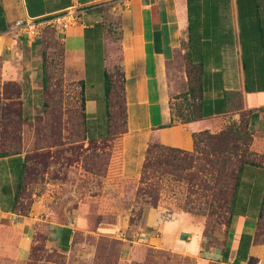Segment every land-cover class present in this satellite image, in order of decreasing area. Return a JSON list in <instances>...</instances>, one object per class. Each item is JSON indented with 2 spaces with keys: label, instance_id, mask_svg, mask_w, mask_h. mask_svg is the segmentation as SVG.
Here are the masks:
<instances>
[{
  "label": "rangeland",
  "instance_id": "rangeland-1",
  "mask_svg": "<svg viewBox=\"0 0 264 264\" xmlns=\"http://www.w3.org/2000/svg\"><path fill=\"white\" fill-rule=\"evenodd\" d=\"M65 29L57 21L44 24L35 48L25 35L0 38V152L25 158L24 188L13 215L0 217V264H230L188 255L178 242L186 234L170 233L165 223L175 213H188L202 227V246L222 249L232 172L244 160L264 165V150L251 149L252 133L251 142L232 141L238 146L235 155L221 154L217 141L198 136L192 161L151 148L144 177H122L120 92L112 139L89 142L79 84L65 65ZM177 82L173 112L184 122L197 112L187 83ZM245 120V115L229 118L219 132L209 134L240 131ZM244 175L247 198L241 197L239 213L254 178ZM63 227L72 230L67 251L59 245ZM26 235L29 243L24 245ZM255 242L264 244V213Z\"/></svg>",
  "mask_w": 264,
  "mask_h": 264
},
{
  "label": "crops",
  "instance_id": "crops-1",
  "mask_svg": "<svg viewBox=\"0 0 264 264\" xmlns=\"http://www.w3.org/2000/svg\"><path fill=\"white\" fill-rule=\"evenodd\" d=\"M75 8L84 12L66 27L62 41L66 68L74 71L84 101L88 139L100 142L106 137L105 74L122 75L126 110L122 177H140L149 143L192 151L195 134L217 133L222 121L239 119L241 113L249 115L251 149L263 152L264 51L255 0H244L243 5L241 0H0V38L22 35L15 22L61 17ZM185 54L203 72L198 100L203 117L191 122L180 121L173 112V95L180 89L177 81L181 86L187 83ZM23 162L22 154L0 158V217L13 215ZM244 173L254 178L239 213L241 197L247 198L242 194ZM263 195L264 167L246 165L222 249L202 246V227L188 213H175L165 224L170 233L186 234L178 242L188 255L230 264H264V244H256L254 237ZM22 241L28 244L29 236Z\"/></svg>",
  "mask_w": 264,
  "mask_h": 264
},
{
  "label": "trees",
  "instance_id": "trees-1",
  "mask_svg": "<svg viewBox=\"0 0 264 264\" xmlns=\"http://www.w3.org/2000/svg\"><path fill=\"white\" fill-rule=\"evenodd\" d=\"M255 3L257 5V9H259V12L261 13V20H260V33H261V41H262V46H263V51H264V0H255ZM39 38L35 39L33 41V47L35 48L36 46L39 45ZM184 57L187 59V63H188V71L186 70V75H187V90H188V95L190 96V98H192L195 102V106H193L194 110L197 112V115L194 117H189L188 119H186L184 122H191V121H195L197 119H200L203 117V113H202V107L201 104L198 102V100H200L202 98V69L201 67L198 65V67H194V65H191V60L189 59V55L185 54ZM117 72V74H116ZM115 72V78L114 75H110L108 73L105 74L104 79H105V90H106V109H107V133H106V137L104 138V141H107L109 139H112L113 134H114V128H113V124H112V120L114 119V114H115V108H114V101H115V97L117 96V91L120 92V114H121V119H122V127L123 130L120 132L121 136L125 133L126 131V110H125V99H124V89H123V82L121 80L122 75L121 73H119L118 71ZM43 78H44V88L46 87V74L44 72V65H43ZM117 76L119 78V80L117 81ZM82 108H84V101L82 99ZM242 115L246 116V120L242 126V130L240 131H221L218 135H211L209 134L208 131H202L198 134H195L193 136V150L197 149V138L198 136H207V138L209 140L212 141H217L218 145H217V149L218 151L220 150V153L222 154V152H229L231 154L235 155V150L238 148V146L232 145V141L235 140V138L238 139H244L247 140V142H251V130L249 127V115L247 113H241L240 117ZM83 119H84V133L86 134V130H85V114L83 113ZM183 122V121H182ZM89 142H96L94 140L88 139ZM119 146H120V153H119V168L121 169V138H119ZM153 148L155 149L157 152H161L160 155L168 157L170 154H173L174 158L176 155L180 154L181 158H177V160H181L183 162L185 161H192L193 160V156L190 154L191 151H185V150H181V149H176V148H171V147H166L163 146L159 143L156 142H151L148 144V147L146 149L145 152V159L144 162L142 164V169H141V176H140V180L141 177H144V170L147 167V156L150 152V149ZM192 150V151H193ZM19 153H15V154H6L3 152H0V158H4V157H8V156H12V155H17ZM164 154V155H163ZM231 160V159H230ZM246 165H251V166H255V167H264V165L259 164L257 162L254 161H241L240 164L238 165L236 171L233 173L232 172V176H233V182L231 185V193H230V204H229V220L227 222L226 225V229H229L230 226V222H231V218L233 215V210H234V205L236 202V198H237V192H238V188L241 182V177H242V173H243V169ZM24 172H25V158H24V162L22 164V168L19 174V178H18V182L16 184V188L14 191V200H13V211L16 207V203L18 198L20 197L23 188H24V183H23V176H24ZM13 213V212H12ZM264 213V195H263V199H262V203H261V208H260V212L257 218V229L255 232V236L256 237V233L258 231V227L260 225L262 216ZM61 236H60V248L63 251H67L69 249V241H70V237L72 234V230L70 228H62L61 231ZM256 243V242H255Z\"/></svg>",
  "mask_w": 264,
  "mask_h": 264
},
{
  "label": "built area",
  "instance_id": "built-area-1",
  "mask_svg": "<svg viewBox=\"0 0 264 264\" xmlns=\"http://www.w3.org/2000/svg\"><path fill=\"white\" fill-rule=\"evenodd\" d=\"M84 12L83 8H75L72 9L71 12H67L65 15H62L61 17H53L50 20H46L49 17L44 18H35V19H29L25 22H15L14 27L20 31L22 35H25L27 40L34 41L35 39L40 37L41 29L44 24H49L51 22L57 21L58 23H61V26L63 28H66L67 26L71 25L73 21L76 20V18Z\"/></svg>",
  "mask_w": 264,
  "mask_h": 264
}]
</instances>
